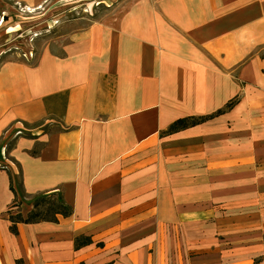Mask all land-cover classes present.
Segmentation results:
<instances>
[{
  "label": "crops",
  "instance_id": "0c3cea01",
  "mask_svg": "<svg viewBox=\"0 0 264 264\" xmlns=\"http://www.w3.org/2000/svg\"><path fill=\"white\" fill-rule=\"evenodd\" d=\"M51 194L72 216L13 234L10 212L26 218ZM80 236L92 243L76 249ZM256 261L264 0H130L70 26L61 47L0 65V264Z\"/></svg>",
  "mask_w": 264,
  "mask_h": 264
},
{
  "label": "rangeland",
  "instance_id": "374dc122",
  "mask_svg": "<svg viewBox=\"0 0 264 264\" xmlns=\"http://www.w3.org/2000/svg\"><path fill=\"white\" fill-rule=\"evenodd\" d=\"M128 1L130 0H50L36 10H27L10 2L2 3L0 65L11 60H33L50 47H61L70 26H87L99 21ZM51 128L52 131L58 129L56 126ZM28 134L30 135L22 132L21 135Z\"/></svg>",
  "mask_w": 264,
  "mask_h": 264
},
{
  "label": "trees",
  "instance_id": "16d2710c",
  "mask_svg": "<svg viewBox=\"0 0 264 264\" xmlns=\"http://www.w3.org/2000/svg\"><path fill=\"white\" fill-rule=\"evenodd\" d=\"M234 103H230L226 106L225 109L217 112L214 115L207 116V117H190L185 118L176 121L174 124L171 125L169 130L167 131L168 134L177 132L182 129H186L198 124H202L203 122L210 120L217 116L218 114L223 113L224 111L230 109ZM11 182H13L11 178ZM12 191H14L12 187ZM31 204L33 205V211L24 218L21 213L12 214L10 212L9 214V220L12 222L11 231L13 234L17 235V225L19 223L23 224H34V223H40V222H52V223H58L59 217L68 218L72 216V208L68 205H66L62 197L56 194L51 195H39L35 196L31 200ZM76 249H79L83 246L89 245L92 243L90 238L85 237H77L76 238ZM255 264H259V262L256 261Z\"/></svg>",
  "mask_w": 264,
  "mask_h": 264
},
{
  "label": "built area",
  "instance_id": "2783aa9c",
  "mask_svg": "<svg viewBox=\"0 0 264 264\" xmlns=\"http://www.w3.org/2000/svg\"><path fill=\"white\" fill-rule=\"evenodd\" d=\"M20 135H21V132H20Z\"/></svg>",
  "mask_w": 264,
  "mask_h": 264
},
{
  "label": "bare ground",
  "instance_id": "6f19581e",
  "mask_svg": "<svg viewBox=\"0 0 264 264\" xmlns=\"http://www.w3.org/2000/svg\"><path fill=\"white\" fill-rule=\"evenodd\" d=\"M31 44V43H30Z\"/></svg>",
  "mask_w": 264,
  "mask_h": 264
}]
</instances>
